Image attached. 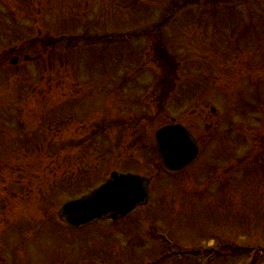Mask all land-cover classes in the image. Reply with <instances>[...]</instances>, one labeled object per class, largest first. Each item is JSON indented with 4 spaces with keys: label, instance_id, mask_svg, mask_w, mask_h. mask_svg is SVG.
Wrapping results in <instances>:
<instances>
[{
    "label": "rangeland",
    "instance_id": "rangeland-1",
    "mask_svg": "<svg viewBox=\"0 0 264 264\" xmlns=\"http://www.w3.org/2000/svg\"><path fill=\"white\" fill-rule=\"evenodd\" d=\"M172 123L200 150L176 174L155 140ZM112 172L150 178L148 204L64 225ZM254 252L264 264V0H0V264Z\"/></svg>",
    "mask_w": 264,
    "mask_h": 264
},
{
    "label": "water",
    "instance_id": "water-1",
    "mask_svg": "<svg viewBox=\"0 0 264 264\" xmlns=\"http://www.w3.org/2000/svg\"><path fill=\"white\" fill-rule=\"evenodd\" d=\"M158 151L170 170L181 169L198 155V145L182 126H167L156 133ZM150 180L133 174L113 173L111 179L90 195L67 203L59 218L72 228L103 217L126 216L150 198Z\"/></svg>",
    "mask_w": 264,
    "mask_h": 264
},
{
    "label": "trees",
    "instance_id": "trees-1",
    "mask_svg": "<svg viewBox=\"0 0 264 264\" xmlns=\"http://www.w3.org/2000/svg\"><path fill=\"white\" fill-rule=\"evenodd\" d=\"M225 1H227V2H231V3H232L233 0H225ZM236 1L238 2V0H236ZM236 1H235V2H236ZM240 2H241V1H240ZM244 3H247V2L242 1L241 4H244Z\"/></svg>",
    "mask_w": 264,
    "mask_h": 264
}]
</instances>
